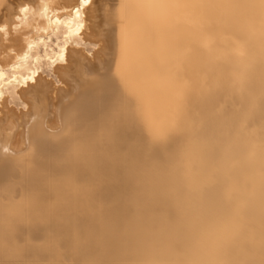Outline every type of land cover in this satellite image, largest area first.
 Returning a JSON list of instances; mask_svg holds the SVG:
<instances>
[{
    "label": "bare ground",
    "instance_id": "obj_1",
    "mask_svg": "<svg viewBox=\"0 0 264 264\" xmlns=\"http://www.w3.org/2000/svg\"><path fill=\"white\" fill-rule=\"evenodd\" d=\"M192 144L206 226L255 227L264 0H0V264L132 258Z\"/></svg>",
    "mask_w": 264,
    "mask_h": 264
},
{
    "label": "clouds",
    "instance_id": "obj_2",
    "mask_svg": "<svg viewBox=\"0 0 264 264\" xmlns=\"http://www.w3.org/2000/svg\"><path fill=\"white\" fill-rule=\"evenodd\" d=\"M197 146L190 145L186 155L192 163L177 159L157 180L167 186L177 213L170 233L147 234L136 241L132 258L122 264H264V173L254 182L244 215L255 227L239 228L227 236L211 231L203 217L204 183L197 160ZM179 236V249L169 236ZM234 249L229 257L227 250Z\"/></svg>",
    "mask_w": 264,
    "mask_h": 264
}]
</instances>
